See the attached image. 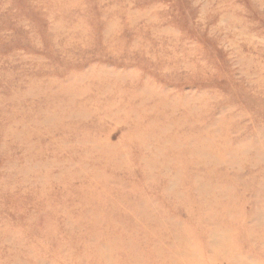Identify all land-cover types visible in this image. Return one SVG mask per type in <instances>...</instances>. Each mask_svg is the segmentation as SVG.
<instances>
[{
	"label": "rangeland",
	"instance_id": "obj_1",
	"mask_svg": "<svg viewBox=\"0 0 264 264\" xmlns=\"http://www.w3.org/2000/svg\"><path fill=\"white\" fill-rule=\"evenodd\" d=\"M184 239L264 264V0H0V264Z\"/></svg>",
	"mask_w": 264,
	"mask_h": 264
},
{
	"label": "bare ground",
	"instance_id": "obj_2",
	"mask_svg": "<svg viewBox=\"0 0 264 264\" xmlns=\"http://www.w3.org/2000/svg\"><path fill=\"white\" fill-rule=\"evenodd\" d=\"M193 244L194 242L190 239H184L181 241L178 240L171 246L167 247L164 251V254L163 250H160L159 252L165 255L168 258L169 262H171V264H193V261H186L188 258H191V256L196 259L195 252L192 251ZM206 250L209 254V257L213 260L219 258L227 260L228 258H230V254L232 253L231 248L225 243V241L219 239H212L211 241H209Z\"/></svg>",
	"mask_w": 264,
	"mask_h": 264
}]
</instances>
